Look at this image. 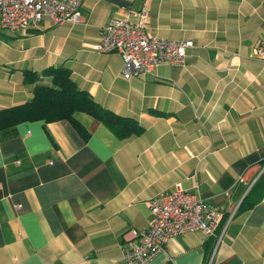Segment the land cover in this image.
<instances>
[{
    "label": "crops",
    "instance_id": "crops-1",
    "mask_svg": "<svg viewBox=\"0 0 264 264\" xmlns=\"http://www.w3.org/2000/svg\"><path fill=\"white\" fill-rule=\"evenodd\" d=\"M141 8L145 30L192 46L182 64L123 78L119 55L90 45L98 27ZM79 10L81 23L0 29V108L49 84L45 69L65 67L143 131L120 139L77 111L85 138L65 119L0 132V264H126L125 231L146 227L148 200L175 183L221 212L220 239L184 232L145 264H264V187L237 210L264 170V61L252 54L264 0H82Z\"/></svg>",
    "mask_w": 264,
    "mask_h": 264
},
{
    "label": "built area",
    "instance_id": "built-area-1",
    "mask_svg": "<svg viewBox=\"0 0 264 264\" xmlns=\"http://www.w3.org/2000/svg\"><path fill=\"white\" fill-rule=\"evenodd\" d=\"M82 0H0V29L27 31L43 21L50 25L83 21L79 6ZM135 16L136 20H130ZM144 8L129 9L121 17L111 18L98 27V39L90 49L98 53H117L123 78L150 73L161 63L182 64L190 40H171L145 30ZM253 57L264 61V36L252 48ZM194 177V175H193ZM150 219L142 228H128L122 244L126 264H145L160 253L168 238L190 231H200L220 239L221 212L205 204L196 191L184 190L175 183L169 191L148 200ZM207 264H209L207 262Z\"/></svg>",
    "mask_w": 264,
    "mask_h": 264
},
{
    "label": "trees",
    "instance_id": "trees-1",
    "mask_svg": "<svg viewBox=\"0 0 264 264\" xmlns=\"http://www.w3.org/2000/svg\"><path fill=\"white\" fill-rule=\"evenodd\" d=\"M43 74L49 77V84H34L29 99L0 108V132H12L14 126L20 122L41 120L46 123L65 119L85 138L87 131L73 118V113L77 111L98 120L120 139L139 135L143 131V127L136 120L117 115L100 106L86 90L78 88L67 68L50 67L45 69ZM36 77L34 72H24L26 83H33ZM263 187L264 170L250 185L237 210L257 202ZM224 219L221 216L218 224L224 222ZM221 226L218 225L219 228ZM211 238L210 243L214 244L215 237Z\"/></svg>",
    "mask_w": 264,
    "mask_h": 264
}]
</instances>
